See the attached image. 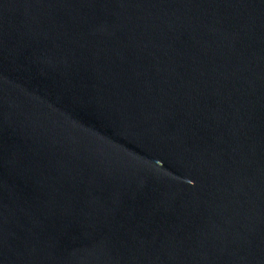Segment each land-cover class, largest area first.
Here are the masks:
<instances>
[{
  "label": "water",
  "instance_id": "obj_1",
  "mask_svg": "<svg viewBox=\"0 0 264 264\" xmlns=\"http://www.w3.org/2000/svg\"><path fill=\"white\" fill-rule=\"evenodd\" d=\"M0 264H264V0H0Z\"/></svg>",
  "mask_w": 264,
  "mask_h": 264
}]
</instances>
